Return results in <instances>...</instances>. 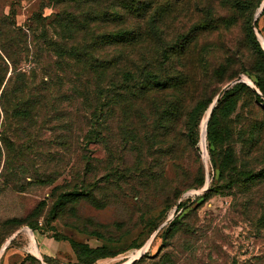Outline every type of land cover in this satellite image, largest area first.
<instances>
[{"label": "rangeland", "instance_id": "1", "mask_svg": "<svg viewBox=\"0 0 264 264\" xmlns=\"http://www.w3.org/2000/svg\"><path fill=\"white\" fill-rule=\"evenodd\" d=\"M263 3L96 0L79 5L69 0H0L3 32H9L6 16L14 14L29 40L28 28L35 26V16L44 18L52 36L49 24L58 12L72 15L76 24L100 18L90 24L92 32L75 36V42L88 46L94 36L130 31L129 44H103L93 54L114 62L105 78L119 82L123 71L135 74L133 84L127 85L134 87L124 91L127 100L109 107L102 126H92L83 118L86 112L80 105L70 103L64 106L66 116L60 125L43 135L52 156L28 161L30 173L9 183L0 176V264H21L28 255L41 264H83L71 241L105 249L108 256L93 264H264L260 220L264 179L233 188L224 180L227 187L193 203L207 192L205 184L197 187L202 178L208 181V189L220 184L219 164L228 151L234 153L241 179L264 168V96L258 100L252 93L261 94L255 84L257 57L246 38L251 21L264 39ZM103 14H108L105 21ZM8 40L0 37L3 67L7 54L13 56L11 49L6 53ZM19 56L20 66L29 69L24 55ZM44 59L54 61L51 56ZM73 73L67 76L73 78ZM146 80L168 84L159 91L138 88ZM229 83L233 84L227 90L239 83L249 88L234 90L237 106L222 118V141L210 146L211 105L202 115L193 111L211 101L216 107L224 94L216 102L217 97ZM168 108L173 109L172 116L163 119ZM96 131L101 134L99 141L84 140ZM61 132L68 137L57 138ZM65 142L70 147H63ZM37 171L58 174L56 181L40 183ZM79 189L84 195L77 200L61 198ZM181 203L189 205L190 211L167 237V228L183 211ZM34 237L37 242L42 237L63 241L66 247L50 251L43 246L47 254L39 248V255Z\"/></svg>", "mask_w": 264, "mask_h": 264}, {"label": "trees", "instance_id": "2", "mask_svg": "<svg viewBox=\"0 0 264 264\" xmlns=\"http://www.w3.org/2000/svg\"><path fill=\"white\" fill-rule=\"evenodd\" d=\"M95 1L69 0L79 5H92ZM115 15L121 16L119 12H115ZM97 16L100 15L97 14ZM107 17L108 14H103L101 20L105 21ZM43 20L42 16H35L33 19L35 26L28 28L32 36L30 40L28 39L29 34L17 26L14 14L6 16L9 32L4 33L0 27V37L5 35L9 38L7 41L9 50L7 49L6 53H9L11 49L13 54V56L10 53L7 54L8 62L4 61L6 66L3 67L0 64V176L5 183L20 176H27L30 173L28 161L40 158L45 160L46 155L52 156L51 150L46 149V140L43 135L47 131L52 132L56 125H60L58 123H61L66 116L64 106L70 103L80 105L82 111L86 112V116L82 115L83 118L87 119L92 126L100 127L108 118L109 107L117 105L120 100H127L124 91L127 93L130 88L134 87L127 86L133 84L132 81L135 79V74L128 70L122 72V79L119 82L103 77V74L114 66V62L102 60L93 54L97 49H102L103 44L108 45L107 47L129 44L133 39L130 31L122 30L94 36L91 41L98 44L94 45L92 42L93 45L88 46L75 42V36L80 32H92L93 28L90 24L100 18H93L91 21L86 19L82 24H76L75 17L58 12L56 18L49 24L53 31L52 36L49 35L50 29ZM261 33L264 36V29ZM246 38L257 57L254 65L255 84L261 94L256 90H252V93L258 100H262L264 96V49L252 28L251 21H248L246 25ZM19 46L20 51H18ZM14 47H17V50H13ZM19 54L24 55L25 62H29L31 65L29 69L20 66ZM45 56L46 59L51 56L54 61L46 62ZM73 70L76 75L73 78L67 76V73L74 74ZM89 75L94 76L95 80L89 79L90 77H87ZM167 84V82L157 80H146L138 88L147 89L149 87L150 90L159 91L165 89ZM238 85L235 89L249 88L245 83ZM235 89L227 90L218 105L213 108L207 127V139L210 146H216L222 141L220 134L222 118H227L237 106L234 96ZM211 103L212 101L204 107L198 106L193 111V115L204 114L212 105ZM168 109L164 112L163 119L172 116L173 109ZM76 110L78 111L79 108L77 107ZM61 137L67 138L68 134L61 132L57 138ZM100 138L99 131L84 136L87 142L91 139L99 141ZM66 146L70 147L67 142L63 143V147ZM78 147L81 149L83 146ZM38 175L37 171L36 176ZM56 175L58 174L43 172L37 178L40 183L49 185L56 181ZM259 179H264V168L256 173L245 174L241 179L235 167L234 153L228 151L219 164L220 184H212L207 192L197 197L193 203H200L209 198L211 191L219 192L221 187L226 186L224 180L227 181L228 188H233L238 184L254 185ZM204 184L206 182L202 178L197 187H202ZM82 195L84 194L79 189L72 194H64L61 198L66 202H72ZM262 203L260 220L264 222V199ZM179 208L183 211L176 215L167 228L165 232L167 237L173 230L178 229L183 217L190 211V206L186 203H181ZM70 244L78 261L83 264H93L99 258L108 256L102 247L91 248L87 244L76 241H71ZM21 264H41V262L28 255Z\"/></svg>", "mask_w": 264, "mask_h": 264}, {"label": "crops", "instance_id": "3", "mask_svg": "<svg viewBox=\"0 0 264 264\" xmlns=\"http://www.w3.org/2000/svg\"><path fill=\"white\" fill-rule=\"evenodd\" d=\"M34 241L36 243V247H37V250L39 252V255H40L39 248H40L41 251H43L45 254H47L46 249L44 248L46 246H48L49 250L52 247L56 251H59L62 248H65L66 247L65 242H63V241H56L54 239L46 238V237H42L38 242L36 241V239L34 237ZM38 245H41V246L39 247Z\"/></svg>", "mask_w": 264, "mask_h": 264}, {"label": "water", "instance_id": "4", "mask_svg": "<svg viewBox=\"0 0 264 264\" xmlns=\"http://www.w3.org/2000/svg\"><path fill=\"white\" fill-rule=\"evenodd\" d=\"M264 9V3L262 4V6H261V8H260V11H262ZM254 30L256 31V27L254 28ZM256 35H257V37H258V39L260 40V43L262 44V47H263V49H264V39H263V37H261L260 36V34L259 33H257V31H256ZM233 83H229L223 90H222V92L219 94V96L217 97V99H216V102L219 100V98L224 94V92L232 85ZM214 105H215V103H212V105H211V108H210V112H209V117H210V115H211V113H212V111H213V108H214ZM209 117H208V119H209ZM208 121V120H207ZM208 189V181H206V184H205V188L203 189V190H207ZM145 254V253H144ZM143 254V255H144ZM143 255H141L138 259H140ZM134 262V261H133ZM132 262V263H133ZM131 263V264H132Z\"/></svg>", "mask_w": 264, "mask_h": 264}]
</instances>
